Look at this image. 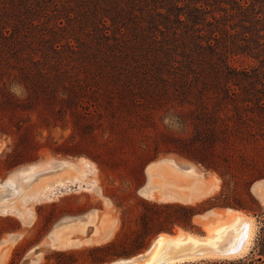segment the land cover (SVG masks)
Wrapping results in <instances>:
<instances>
[{
	"label": "rangeland",
	"instance_id": "rangeland-1",
	"mask_svg": "<svg viewBox=\"0 0 264 264\" xmlns=\"http://www.w3.org/2000/svg\"><path fill=\"white\" fill-rule=\"evenodd\" d=\"M48 3L43 25L20 36L19 56L8 47L0 52V206L9 192L22 199L15 213L0 212V263L12 264L16 252V264H56L60 251H73L74 259L93 264V247L118 234L135 236L145 202L205 206L224 191L219 202L238 198L247 208L207 207L197 216L200 228L188 230L203 234L208 219L227 207L241 209L257 220L252 249L241 257L177 264H264V187H255L264 183L263 123L238 124L222 114L215 119L217 142L210 140L212 103L200 106V97L183 94L173 78L149 84L127 65H109L105 57L104 65L96 64L94 5ZM109 25L113 33L111 20ZM235 58L237 65L260 66L247 55ZM16 65H40L59 77L27 87ZM12 154L25 162L7 171L16 160ZM41 160L43 166L28 167ZM20 169L22 175L15 176ZM34 180L47 187L35 193L32 214L23 196ZM100 228H112V236L91 243L88 236ZM159 233L128 257L143 254Z\"/></svg>",
	"mask_w": 264,
	"mask_h": 264
},
{
	"label": "trees",
	"instance_id": "trees-1",
	"mask_svg": "<svg viewBox=\"0 0 264 264\" xmlns=\"http://www.w3.org/2000/svg\"><path fill=\"white\" fill-rule=\"evenodd\" d=\"M49 1L0 0V52L8 47L13 55L19 56L22 48L18 45L29 37L32 28L43 25V15L49 16ZM85 2L94 5L97 14L95 39L99 49H93L91 53L96 56V64L104 65L102 58L105 57L109 65H127L130 70L139 71L140 77L147 79L149 84L173 78L183 86V94L200 97V106L208 108L212 103L211 122L206 127V135L212 141H216L213 137L217 127L215 119L223 118L222 114L238 124L262 122L264 126V0ZM110 20L115 27L113 33H110ZM53 32L56 33V29ZM15 35L19 36L17 42L13 39ZM71 46L75 44L71 43ZM238 54L260 61L257 64L260 66L237 65L235 56ZM82 58L87 57L82 55ZM15 68L27 87L36 83L42 86L43 81L59 77L48 74L40 65H16ZM224 126L230 127L229 123ZM11 157L16 159V154ZM36 159L38 157L31 160ZM24 162L17 158L8 165L7 171ZM224 195L223 191L210 197L205 206L145 202L140 229L136 230L135 236L122 239L118 234L107 244L93 247L91 262L97 264L133 255L158 232L174 231L177 226L199 229L197 216L207 207L233 205L247 208L238 198L233 199L234 202H219ZM227 198L230 200L229 196ZM73 253L60 251L62 258L56 264H83L72 257ZM14 256L12 264L16 262Z\"/></svg>",
	"mask_w": 264,
	"mask_h": 264
},
{
	"label": "bare ground",
	"instance_id": "bare-ground-1",
	"mask_svg": "<svg viewBox=\"0 0 264 264\" xmlns=\"http://www.w3.org/2000/svg\"><path fill=\"white\" fill-rule=\"evenodd\" d=\"M3 190L0 186V191ZM262 198L264 202V193ZM226 209L225 213L206 221L203 234L182 227L174 234L161 232L143 254L110 264H177L211 257L244 256L252 249L257 220L241 209Z\"/></svg>",
	"mask_w": 264,
	"mask_h": 264
},
{
	"label": "crops",
	"instance_id": "crops-1",
	"mask_svg": "<svg viewBox=\"0 0 264 264\" xmlns=\"http://www.w3.org/2000/svg\"><path fill=\"white\" fill-rule=\"evenodd\" d=\"M36 164H38V165L36 167H34V168L41 167L44 164V160L38 161V162H36ZM28 167H31V164ZM75 167L78 168L77 165H75ZM16 172L14 174L15 176L19 177V176L22 175L21 174V172H22L21 169L16 171ZM38 176L41 177V175H38ZM47 185H50V184H47ZM45 187H47L46 184L38 183L36 180L30 181L26 185V190H25V194H24L25 196H23V198L26 199L27 207L29 208V212L30 213H32V214L34 213V206L31 205V203H32V200L35 198V193L39 189H41V190L45 189ZM255 187H256V189L259 190V188H263L264 187V183L262 181L256 182ZM42 191H45V190H42ZM1 199H3V203H4V204H2L0 206V212L1 213H3V212L15 213V211L20 209L19 208V206H20L19 203H21L22 199H20V197L15 196V194L9 192L8 194H4L3 197H1ZM18 228H20V226H18L17 229ZM112 234H113L112 228H110V229H101L100 228L97 231H94L90 236H88V238H89L91 243H97L98 244V243H102L104 241H107L112 236ZM17 235H21V233H18ZM3 255H1V256H3Z\"/></svg>",
	"mask_w": 264,
	"mask_h": 264
},
{
	"label": "water",
	"instance_id": "water-1",
	"mask_svg": "<svg viewBox=\"0 0 264 264\" xmlns=\"http://www.w3.org/2000/svg\"><path fill=\"white\" fill-rule=\"evenodd\" d=\"M227 208H232V207H227ZM193 231V230H192ZM162 232H168V231H162ZM161 233V232H160ZM159 233V234H160ZM169 233H172V232H169ZM197 233H199V232H197ZM174 234V233H173ZM200 234H202V233H200ZM139 255V254H138ZM134 256H136V255H134ZM123 258H128V256L126 257V256H122V257H118V258H116V259H114V260H112V261H110V262H105V263H103V264H110V263H113V262H115V261H118L119 259H123Z\"/></svg>",
	"mask_w": 264,
	"mask_h": 264
}]
</instances>
